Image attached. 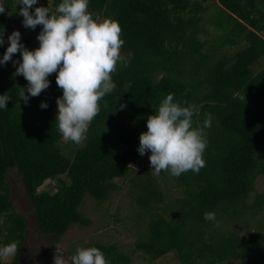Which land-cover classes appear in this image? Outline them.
<instances>
[{
    "label": "trees",
    "instance_id": "trees-1",
    "mask_svg": "<svg viewBox=\"0 0 264 264\" xmlns=\"http://www.w3.org/2000/svg\"><path fill=\"white\" fill-rule=\"evenodd\" d=\"M13 1L5 0L0 14V31L5 29L0 56L9 33L21 32L9 17ZM59 3L53 0L54 9ZM89 11L120 24L125 41L120 52L131 60L112 74L116 88L100 101L83 142L62 146L55 122L62 95L56 73L49 76V88L25 104L18 93L28 82L14 76L11 61L0 66V94L10 97L8 107L0 109V245H18L4 264H22L26 250V220L11 200L12 168L22 176L40 233L52 236L54 245L74 225L90 227L92 220L80 210L85 198L106 202L122 190L120 179L129 184L141 234L136 251L149 262L174 254L178 264H264V231L239 235L229 226L250 211L264 210V193L247 204L258 179H264V0H90ZM208 13L214 15L215 36L203 26ZM21 42L30 50L39 45L26 34ZM240 43L244 48L229 55V48ZM255 65L260 66L256 71ZM169 93L199 107L198 124L206 114L213 119L205 129V166L174 177L182 195L163 207L164 191L151 169L135 175L128 164L149 158L150 152L137 151L139 137ZM44 101L46 109L40 107ZM47 181L56 185L45 187ZM207 211L215 212L218 226L205 221ZM89 246L100 248L108 264H133L116 244Z\"/></svg>",
    "mask_w": 264,
    "mask_h": 264
},
{
    "label": "clouds",
    "instance_id": "clouds-1",
    "mask_svg": "<svg viewBox=\"0 0 264 264\" xmlns=\"http://www.w3.org/2000/svg\"><path fill=\"white\" fill-rule=\"evenodd\" d=\"M39 0H18L21 5L16 13L23 17L25 28L35 30L42 26L36 39L39 46L27 48L22 34L14 30L8 35V46L0 56V66L11 61L14 76H23L27 83L18 93L19 101L28 103L49 88V76L56 73V84L62 95L57 98L58 112L55 118L58 131L66 141L79 144L87 139L90 123L100 111V101L112 93L116 84L112 74L118 64L127 67L131 57L121 55L122 38L120 24L112 19L94 18L89 11L90 0H60L52 11L48 6L37 5ZM6 9L5 0H0V14ZM5 44V29L0 31V47ZM20 53L19 59H13ZM10 97L0 94V109H6ZM46 101L40 107H48ZM126 105L121 104L120 108ZM147 119V131L139 137L138 153L150 152L151 172L159 175L166 171L174 177L192 171L199 173L205 166L203 154L208 140L205 129L212 126L211 114H206L202 125L200 111L195 104L174 98L169 93ZM205 221L215 222L216 214L207 211ZM18 245L15 241L0 245V264L15 256ZM64 251L56 247L53 264H108L103 251L95 246L78 247L74 254L65 258Z\"/></svg>",
    "mask_w": 264,
    "mask_h": 264
},
{
    "label": "rangeland",
    "instance_id": "rangeland-1",
    "mask_svg": "<svg viewBox=\"0 0 264 264\" xmlns=\"http://www.w3.org/2000/svg\"><path fill=\"white\" fill-rule=\"evenodd\" d=\"M17 2L18 0H14L13 9H9L10 20L16 19L14 26L20 27L22 36L24 37L26 34V38L30 40V43H36V41H38L36 37L42 26L38 25L35 30L25 28L22 24L23 17L15 12L16 7L17 10L22 7L21 5L16 6ZM41 5L45 7L48 6L52 11L55 10L53 7V0H39L38 4L33 6L32 10L34 11L35 7ZM213 16L214 15L208 13L207 20L203 23V26L210 31L211 36L217 34V26L213 22ZM11 33H9V35ZM7 37L6 42L8 43ZM244 46L245 43H240L235 47L229 48V55L240 51ZM259 67V65H255L254 70H258ZM57 112L58 106H56L55 110L56 114ZM68 142L70 141L63 139L62 146L66 145ZM128 166L135 175H142L146 173L148 168L151 169L149 158L135 159L128 164ZM154 176L158 178L165 195V203L160 206H173L171 201H174L182 195L181 189L176 186V179L174 176H171L168 172L163 170L159 175ZM8 182L11 187V200L14 204L15 211L22 214L26 220V240L24 243L26 250L20 258L22 264H50L53 262L57 246L65 252L64 256L66 258L67 254H74L78 247H86L88 244L94 243L118 245L121 252L132 257L133 264H178L174 254H170L159 261L151 263L149 260H146L142 253L136 251V245L141 234L139 233V227L136 226V223L138 222L133 220L131 209L133 203L128 195L129 184H125L120 179H117L116 182L122 186V190L113 192L110 199L106 202L98 203V201L89 195L85 198L80 210L86 217L92 220L93 224L90 227L74 225L61 238L60 243L57 245H54L52 236H44L40 233L37 218L32 209V203L26 194L22 176L18 174L17 168L10 169ZM55 185V181H47L44 186L51 188ZM256 185V191L251 193L247 200L248 206L254 204L257 193H264V179L259 178ZM259 211V214L253 215V211H250L241 219L235 218L234 220H231L232 222H230L229 226H231L233 231L238 230L239 235H248L251 231H254L257 228L264 231V210ZM169 214L170 211L164 215L169 216ZM145 221L147 220L145 219ZM223 264H239V262L230 261Z\"/></svg>",
    "mask_w": 264,
    "mask_h": 264
}]
</instances>
